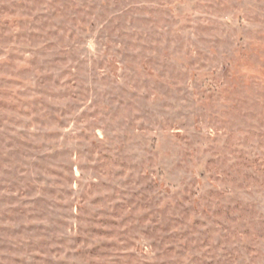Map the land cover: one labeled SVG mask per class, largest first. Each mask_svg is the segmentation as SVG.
<instances>
[{"label":"rangeland","instance_id":"obj_1","mask_svg":"<svg viewBox=\"0 0 264 264\" xmlns=\"http://www.w3.org/2000/svg\"><path fill=\"white\" fill-rule=\"evenodd\" d=\"M0 264H264V0H0Z\"/></svg>","mask_w":264,"mask_h":264}]
</instances>
